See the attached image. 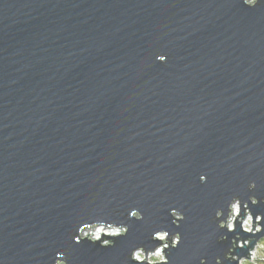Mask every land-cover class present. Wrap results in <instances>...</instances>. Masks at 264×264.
I'll return each mask as SVG.
<instances>
[{"label": "water", "instance_id": "obj_1", "mask_svg": "<svg viewBox=\"0 0 264 264\" xmlns=\"http://www.w3.org/2000/svg\"><path fill=\"white\" fill-rule=\"evenodd\" d=\"M251 194L264 213V0H0V264H137L160 229L169 264H215L216 208ZM97 220L128 231L79 239Z\"/></svg>", "mask_w": 264, "mask_h": 264}, {"label": "clouds", "instance_id": "obj_2", "mask_svg": "<svg viewBox=\"0 0 264 264\" xmlns=\"http://www.w3.org/2000/svg\"><path fill=\"white\" fill-rule=\"evenodd\" d=\"M248 6H255L258 0H243ZM157 60L163 62L166 60L164 55H158ZM201 182L206 180L205 175L200 176ZM249 191L255 188V181H251L248 185ZM260 202L259 198L251 194L247 199H242L239 195H233L225 205L217 207L215 210V218L219 229H226V232L217 235L218 242L227 240L228 233L235 232L231 237V244L221 257H215V264H224V260L236 261L237 264H264V213H256L255 216L250 207ZM170 214L174 218L173 223L179 225L184 219V213L176 208L170 209ZM132 217L142 218L139 210L133 209L130 213ZM237 222H239V231H236ZM128 231L127 224L104 223L99 220L86 224L79 229V239L87 238L91 242L99 241L101 246H109L114 243L113 239L102 238L104 236L117 237L126 234ZM243 233H251L252 235L245 237ZM260 235L257 237V234ZM154 240L160 241L153 248L146 249L144 246L135 247L131 252V259L137 264H169V258L165 250L169 247L175 248L181 241V234L176 232L170 236L166 229H160L153 233ZM253 240L255 243L253 244ZM237 248H247V254L237 253ZM58 257L55 264H67L64 259V253H56ZM200 264H208L206 256L200 257Z\"/></svg>", "mask_w": 264, "mask_h": 264}]
</instances>
